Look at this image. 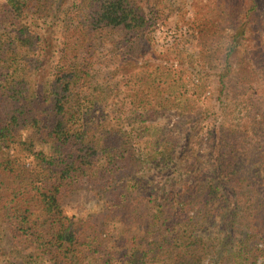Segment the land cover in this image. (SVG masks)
Wrapping results in <instances>:
<instances>
[{
  "label": "trees",
  "instance_id": "obj_1",
  "mask_svg": "<svg viewBox=\"0 0 264 264\" xmlns=\"http://www.w3.org/2000/svg\"><path fill=\"white\" fill-rule=\"evenodd\" d=\"M1 26L0 264L264 263V0H0ZM183 27L197 63L147 46Z\"/></svg>",
  "mask_w": 264,
  "mask_h": 264
},
{
  "label": "rangeland",
  "instance_id": "obj_2",
  "mask_svg": "<svg viewBox=\"0 0 264 264\" xmlns=\"http://www.w3.org/2000/svg\"><path fill=\"white\" fill-rule=\"evenodd\" d=\"M3 27H0V33L3 32ZM165 30V28L160 27L157 30V35H159L160 32L163 33V31ZM200 31L198 29H193L192 31L185 29V27H183L182 29H179L176 33L175 36L169 34V43H158L156 40H152L151 42H148L147 46H149L150 50L152 52H155L154 50L156 49H168L169 52H171L173 49H176L178 47L184 49L186 52H184L188 57L191 58V60H193L195 63H197L199 60V57L201 55V53L208 47L213 46V40L211 39H207V40H203L200 37ZM160 44V45H159ZM202 44L206 45V48L202 46ZM156 48V49H155ZM169 56L172 58L173 52L169 54ZM198 60V61H197ZM101 63V62H100ZM204 72H207V68H204ZM190 75V74H189ZM185 83H187L189 81V77L188 74H185ZM189 86H195V88L197 89L196 92L198 91H202V99H205V97H207L209 95V92L212 91L211 88L209 87H205L204 88V83L202 82V79L198 78L197 76L193 78V80H191V83L189 84ZM198 87V88H197ZM208 105V104H207ZM169 113V112H168ZM168 115L171 114L169 113ZM172 118V117H171ZM77 180L75 179L72 183V185L70 187H68L67 191H65V204L64 207L66 208V210L69 211V215H71V211H70V204L72 202V198L77 197L76 199V203L78 205H80V211H89L90 207L94 205V197L91 195L92 188L93 186L88 182H84L83 180L79 181L78 183H76ZM77 184V185H75ZM79 184L82 185H89L88 186V191L83 189V190H79V188L77 187ZM127 205L128 206V210H132L134 208H138L140 206L139 202L137 200H135L134 197H130L127 200ZM109 229H111L110 231L112 232V234H115L118 232V229L121 227L119 225V223L117 221H111L110 224H107ZM110 225V226H109ZM264 264V263H262Z\"/></svg>",
  "mask_w": 264,
  "mask_h": 264
}]
</instances>
